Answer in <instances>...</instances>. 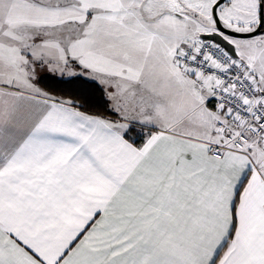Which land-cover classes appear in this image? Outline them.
<instances>
[{
  "label": "snow or ice",
  "instance_id": "obj_1",
  "mask_svg": "<svg viewBox=\"0 0 264 264\" xmlns=\"http://www.w3.org/2000/svg\"><path fill=\"white\" fill-rule=\"evenodd\" d=\"M0 264H264V0H0Z\"/></svg>",
  "mask_w": 264,
  "mask_h": 264
}]
</instances>
